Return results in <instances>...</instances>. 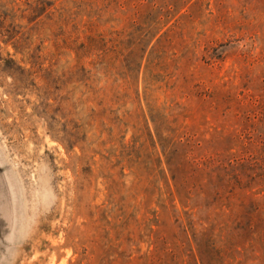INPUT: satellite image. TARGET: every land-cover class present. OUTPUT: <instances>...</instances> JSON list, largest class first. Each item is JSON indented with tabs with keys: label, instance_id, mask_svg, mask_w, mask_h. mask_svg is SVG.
I'll use <instances>...</instances> for the list:
<instances>
[{
	"label": "rangeland",
	"instance_id": "obj_1",
	"mask_svg": "<svg viewBox=\"0 0 264 264\" xmlns=\"http://www.w3.org/2000/svg\"><path fill=\"white\" fill-rule=\"evenodd\" d=\"M0 264H264V0H0Z\"/></svg>",
	"mask_w": 264,
	"mask_h": 264
}]
</instances>
